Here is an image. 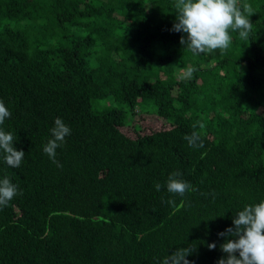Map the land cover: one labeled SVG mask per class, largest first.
<instances>
[{
    "label": "trees",
    "instance_id": "obj_1",
    "mask_svg": "<svg viewBox=\"0 0 264 264\" xmlns=\"http://www.w3.org/2000/svg\"><path fill=\"white\" fill-rule=\"evenodd\" d=\"M175 3L0 0L15 21L0 27V129L25 153L13 168L0 151V180L17 187L0 208V264H162L185 247L217 264L218 233L264 201V0H239L248 39L198 55L172 31ZM110 98L128 110L94 105ZM152 105L158 116L138 110ZM57 118L71 129L62 167L43 151ZM193 131L203 147L184 139ZM173 172L196 190L169 193Z\"/></svg>",
    "mask_w": 264,
    "mask_h": 264
},
{
    "label": "clouds",
    "instance_id": "obj_2",
    "mask_svg": "<svg viewBox=\"0 0 264 264\" xmlns=\"http://www.w3.org/2000/svg\"><path fill=\"white\" fill-rule=\"evenodd\" d=\"M175 8L178 10V22L174 23L172 31L186 34V37H181L180 43L186 45L194 55L207 54L217 49L225 51L233 40L230 33L235 32L241 39H248L253 28L249 19L253 15V9L250 4L241 6L239 0H176ZM195 70L188 68L184 78L191 79ZM10 116V111L4 102L0 101V125ZM204 127V123H199L200 129ZM51 134L53 138L44 146L43 151L53 163L62 167L55 159L56 150L65 143V137L71 134V129L62 119L57 118ZM184 139L192 148L203 147L201 136L196 131ZM15 140L11 132L0 129V151L3 153V159L8 166L18 168L25 153L14 148ZM179 176V172L169 175V193L184 196L186 191L196 190L191 184L178 179ZM154 186L157 191L161 188L159 183ZM16 195V185L7 177L0 180V208L6 207ZM168 204L174 205L175 201L170 199ZM232 224L233 227L218 233L219 236L226 237L220 248L227 255L219 259L217 264H264V201L245 206L236 214ZM208 248L215 249L216 244L211 243ZM192 251L189 247L177 248L163 259L162 264H192L187 259Z\"/></svg>",
    "mask_w": 264,
    "mask_h": 264
},
{
    "label": "rangeland",
    "instance_id": "obj_3",
    "mask_svg": "<svg viewBox=\"0 0 264 264\" xmlns=\"http://www.w3.org/2000/svg\"><path fill=\"white\" fill-rule=\"evenodd\" d=\"M14 22L15 21H13L12 19H8V18H6V19H1L0 20V27L2 26V25H4V24H14ZM106 102V105L105 106H108V107H111V108H113V107H117V108H122V109H125V110H128V107H127V105L125 104V103H122V102H120V101H117V100H114V99H109L108 101H106V100H101V99H96V100H94V105L97 107L98 106V104H100V103H105ZM98 108V107H97ZM100 109V108H99ZM145 109H147V110H145ZM138 110L139 111H142L143 110V114H145V115H147L148 116V118L149 117H153L154 115H156V116H158L157 114H155L154 112H155V110H156V107L155 106H147V107H143V106H141V107H139L138 108ZM128 117H129V119H133V117H132V115H131V113H128ZM160 120H158V119H156L157 121H160L161 123L162 122H165L166 120L165 119H163V118H159ZM142 122L141 121H138L137 123H136V125H137V127L139 128V127H141L142 126V124H141ZM153 124V121H151V119H147L146 120V122L144 123L143 122V125H148L147 127H151V124ZM155 125V124H154ZM156 125H158V124H156Z\"/></svg>",
    "mask_w": 264,
    "mask_h": 264
}]
</instances>
